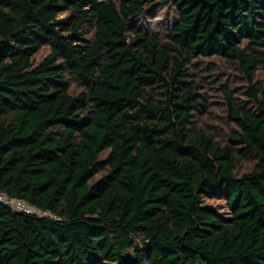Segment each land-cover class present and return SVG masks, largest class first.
Listing matches in <instances>:
<instances>
[{"label": "trees", "instance_id": "obj_1", "mask_svg": "<svg viewBox=\"0 0 264 264\" xmlns=\"http://www.w3.org/2000/svg\"><path fill=\"white\" fill-rule=\"evenodd\" d=\"M258 73L264 0H0V264H264Z\"/></svg>", "mask_w": 264, "mask_h": 264}, {"label": "rangeland", "instance_id": "obj_2", "mask_svg": "<svg viewBox=\"0 0 264 264\" xmlns=\"http://www.w3.org/2000/svg\"><path fill=\"white\" fill-rule=\"evenodd\" d=\"M173 17H174L173 11L170 9L164 8L159 12L156 18L154 17V18H149V19H142L139 24L140 29H142L143 31L149 32V33H157L161 35L168 29V26L170 25ZM45 53L46 51H42L41 55L36 57V61H38L39 58ZM216 73H219L220 75L221 73H223V75H228L229 70H226L225 68L224 69L217 68ZM259 78H260V81L264 82V75H262L261 73H258V79ZM71 92L77 93L79 92V89H77L76 87H72ZM208 104L209 106H211L210 111L212 114L209 115L208 117L207 116L202 117L201 115H198V119H199L198 123H203L207 127L215 128L218 125L217 119L220 114V111L218 110V108L221 106V103L219 102V100L216 99V97L212 96L211 94L209 95ZM205 203L215 208H221L222 210L224 208V202L219 201V200L207 199L205 200Z\"/></svg>", "mask_w": 264, "mask_h": 264}, {"label": "built area", "instance_id": "obj_3", "mask_svg": "<svg viewBox=\"0 0 264 264\" xmlns=\"http://www.w3.org/2000/svg\"><path fill=\"white\" fill-rule=\"evenodd\" d=\"M0 203L10 207L14 211L36 216H47L46 212H43L35 207H30L20 200H11L2 195H0Z\"/></svg>", "mask_w": 264, "mask_h": 264}]
</instances>
